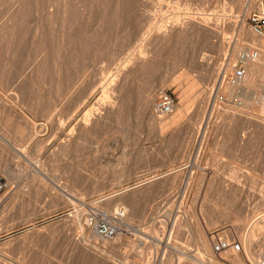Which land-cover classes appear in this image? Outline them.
Here are the masks:
<instances>
[{
  "label": "rangeland",
  "instance_id": "obj_1",
  "mask_svg": "<svg viewBox=\"0 0 264 264\" xmlns=\"http://www.w3.org/2000/svg\"><path fill=\"white\" fill-rule=\"evenodd\" d=\"M262 11L264 0H0V264H204L206 228L242 242L264 213V117L223 78L242 46L264 53L250 19ZM162 91L176 107L156 117ZM92 218L118 233L100 237ZM263 225L254 258L203 257L264 264Z\"/></svg>",
  "mask_w": 264,
  "mask_h": 264
},
{
  "label": "bare ground",
  "instance_id": "obj_2",
  "mask_svg": "<svg viewBox=\"0 0 264 264\" xmlns=\"http://www.w3.org/2000/svg\"><path fill=\"white\" fill-rule=\"evenodd\" d=\"M119 2V1H118ZM117 2V3H118ZM117 6H119V5H117ZM123 9V8H122ZM117 10H118V8H117ZM121 12V11H120ZM121 15V14H120ZM194 22V21H193ZM199 23V25L198 26H200L201 28L203 27V28H209V22L207 21V20H204V22H202V20H201V22H198ZM189 24V23H188ZM196 24V23H195ZM170 26V25H169ZM168 26V27H169ZM171 28V27H170ZM172 29V28H171ZM171 29H169V30H171ZM166 31V30H165ZM164 31V32H165ZM168 31V30H167ZM165 32V34H164V37L165 36H167V35H170V34H168L169 32ZM162 33H163V31H162ZM171 33V32H170ZM241 48H244V50L247 48V45H244V46H242ZM264 62V53L263 52H261L260 51V54H259V56H258V58L257 59H255V60H252V61H248L247 63L249 64V67H248V70H245V75H244V78H236L235 76H234V72H233V69H234V64L235 63H230V65H228V70H227V73H226V77L225 78H223L224 79V81H225V79H227L228 78V80H227V85L231 88V90H234L235 88H238V86H239V88H240V91H241V93H242V96L243 97H245V98H249L254 104H255V106H256V108H257V110L260 112V113H262V115H263V117H264V92H263V94L262 95H259L258 97H255V96H253L254 94L253 93H250L249 94V84H251V77H252V74H253V72L254 71H257L259 68H260V66L261 65H263L262 63ZM142 63V62H141ZM140 65V64H139ZM145 65V64H144ZM125 71V70H124ZM128 71V70H127ZM230 71H232V72H230ZM131 72V71H130ZM127 73V72H126ZM230 73V74H229ZM122 74H124L125 75V72H121V74L119 73L118 75L119 76H124V75H122ZM128 75H129V73H127ZM126 74V75H127ZM221 74V73H220ZM229 74V75H228ZM233 74V75H232ZM117 75V76H118ZM125 75V76H126ZM128 75L126 76V77H128ZM125 76H124V78H125ZM224 77V76H223ZM119 78V77H118ZM117 78V79H118ZM120 78H122V77H120ZM115 79V78H114ZM242 81H243V86H241L242 84ZM231 86H230V85ZM241 84V85H240ZM247 84V85H246ZM249 101V100H248ZM150 103V102H149ZM148 103V104H149ZM147 104V105H148ZM108 105V104H107ZM106 106V105H105ZM146 106V105H145ZM111 103H110V109H111ZM144 107V106H143ZM148 107V106H147ZM176 107V106H175ZM108 108V107H107ZM154 108V107H153ZM112 109H114V107H112ZM111 109V110H112ZM147 109V108H146ZM175 109V108H174ZM106 110H109V108L108 109H106ZM111 110H110V112H111ZM115 110H117V109H115ZM154 111V110H153ZM109 112V111H108ZM172 113V112H171ZM150 114V113H149ZM148 114V115H149ZM156 115V117H157V115H158V113L157 114H155ZM260 115V114H259ZM152 118H153V121H157L156 120V118H154L153 116H154V114L153 115H150ZM159 116V115H158ZM151 117H150V120H151ZM261 117V116H260ZM170 118V119H169ZM168 119H164V122H166V123H168V122H171V123H175L176 122V118H175V116L174 117H172V116H170ZM160 119V118H159ZM163 120V119H162ZM4 131L3 130H1L0 129V135H3V134H1V133H3ZM71 135V134H70ZM69 135V136H70ZM72 136V135H71ZM70 138H72V137H70ZM69 140V139H68ZM67 140V141H68ZM70 142V141H69ZM229 179V178H228ZM230 180H233L232 178L230 179ZM228 183V182H227ZM255 183V182H254ZM9 185V184H8ZM236 186V185H235ZM230 187V186H229ZM231 187H233V186H231ZM237 187H238V185H237ZM246 188V187H245ZM241 189H242V186H241ZM240 195V194H239ZM25 212V211H24ZM34 213V211H29V212H26V215L25 214H21V216L22 215H25V216H30V214H33ZM121 214V213H120ZM124 215V214H123ZM235 221H240L239 219H236ZM264 224V213L263 214H260V215H258V216H256V218L254 219V221H253V223H252V225H253V229H250V232H249V234H246L245 236H243V235H240V236H238V238L240 237L241 238V243H242V245H243V249H246V251H247V255L248 256H250L251 258H254V256H253V253H252V251H251V249H250V245L253 243V241L255 240L254 239V237H255V231H256V229L254 228L256 225H258V226H260V225H263ZM119 225V224H118ZM257 226V227H258ZM122 227V226H121ZM261 228H262V226H260ZM263 227H264V225H263ZM208 230H209V228H206V234L202 237V239H201V241H200V254H198L199 256H197V257H200V258H197V259H199V261L200 262H202V263H204V264H218L215 260H213V259H211V260H206V258H204L203 257V255L204 254H202V253H206V252H208L209 254H212V255H220L219 257H222V256H224V257H227V259H229V258H231L232 259V261L234 260V262H240V259L238 258V255H239V253H237V252H235V251H233L232 249H228V250H225V251H223L222 253H220V254H216L215 252H214V250H213V247H212V244H213V242H214V240L215 239H222V237L224 236V233H225V230L226 229H224L223 231L221 230V231H216L214 234H210V232H208ZM255 230V231H254ZM257 230H258V228H257ZM227 231V230H226ZM214 232V231H213ZM225 238H228V236H226L225 235ZM155 241H158V240H155ZM154 241V242H155ZM169 241H170V239H169ZM159 243V242H158ZM158 243H155V244H157V245H160V244H158ZM164 243V242H163ZM168 243V242H167ZM166 244V243H165ZM169 245V244H168ZM155 246V245H154ZM158 247V246H157ZM169 247V246H168ZM156 248V247H155ZM157 249V248H156ZM166 249V248H165ZM158 250V249H157ZM160 251V250H159ZM155 252H157V251H155ZM166 252V251H165ZM245 252V251H244ZM199 253V252H198ZM248 256H245V257H248ZM151 258H152V256H151ZM182 258V257H181ZM249 258V257H248ZM149 259V258H148ZM147 259V260H148ZM230 259V260H231ZM155 260V259H154ZM224 260V259H223ZM249 260V259H248ZM252 260H254V259H252ZM160 261V260H159ZM148 262V261H147ZM152 262V261H151ZM254 262H255V260H254ZM253 262V263H254ZM255 264V263H254ZM256 264H261V261L260 262H256Z\"/></svg>",
  "mask_w": 264,
  "mask_h": 264
},
{
  "label": "built area",
  "instance_id": "obj_3",
  "mask_svg": "<svg viewBox=\"0 0 264 264\" xmlns=\"http://www.w3.org/2000/svg\"><path fill=\"white\" fill-rule=\"evenodd\" d=\"M253 31L260 36L264 35V11L253 13L250 17ZM260 51L257 47H248L245 51H242L238 58V63L235 66L234 76L236 78H242L245 75L244 65L248 61H252L258 58ZM176 102L174 97L166 92L162 91L157 95L155 102V110L159 115H167L173 112ZM8 186V182L0 172V192L5 190ZM122 214V213H121ZM96 233L103 238L114 237L119 230L118 224L111 219L106 218H92ZM213 250L216 254H220L225 250L232 249L233 251L240 253L243 251L242 243L236 239L222 238L217 239L212 244Z\"/></svg>",
  "mask_w": 264,
  "mask_h": 264
}]
</instances>
